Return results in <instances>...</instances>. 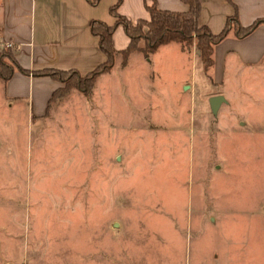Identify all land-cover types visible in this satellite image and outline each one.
<instances>
[{
	"label": "rangeland",
	"instance_id": "rangeland-1",
	"mask_svg": "<svg viewBox=\"0 0 264 264\" xmlns=\"http://www.w3.org/2000/svg\"><path fill=\"white\" fill-rule=\"evenodd\" d=\"M187 48L120 56L11 116L0 264H264V54L202 71Z\"/></svg>",
	"mask_w": 264,
	"mask_h": 264
},
{
	"label": "crops",
	"instance_id": "crops-1",
	"mask_svg": "<svg viewBox=\"0 0 264 264\" xmlns=\"http://www.w3.org/2000/svg\"><path fill=\"white\" fill-rule=\"evenodd\" d=\"M152 1L160 10H187V5L180 0H121L116 12L131 22L147 20L145 6ZM114 2L98 0L92 5L88 0H0V46L5 47V43H10L11 46L5 48L12 52L15 61L23 69H72L83 76L105 60L97 48V38L89 31V22L99 20L112 25L114 18L108 9ZM198 4L197 22L212 33L221 30L234 8L242 26L264 18V0H198ZM173 43L176 46H171ZM111 44L115 54L110 72L120 62L119 51L128 44L121 26L114 28ZM164 46L174 49L178 54L189 53L187 46L176 42L160 45L154 52ZM154 52L149 53L148 57ZM195 53L199 58L198 53ZM233 53L244 55L246 60L241 59L247 64L260 58L264 54V24L258 25L242 38L228 33L214 45L210 69L217 67L221 55ZM135 54L144 57L141 52L133 51L127 55L125 66L128 65L129 57ZM201 67L203 71L202 63ZM103 75L101 73L99 77ZM59 86L60 82L47 76L32 77L20 72H14L7 81L0 79V129L9 126L12 115L15 117L21 113L30 120L43 116L51 94Z\"/></svg>",
	"mask_w": 264,
	"mask_h": 264
},
{
	"label": "trees",
	"instance_id": "trees-1",
	"mask_svg": "<svg viewBox=\"0 0 264 264\" xmlns=\"http://www.w3.org/2000/svg\"><path fill=\"white\" fill-rule=\"evenodd\" d=\"M88 1L94 5L98 0ZM120 1L115 0L108 9V13L114 18L112 25H106L99 20L89 22V31L97 38V48L104 55L105 60L85 75L81 76L72 69L44 68L32 71L23 69L15 61L12 52L4 46H0V79L7 81L14 72H20L32 77L47 76L67 87H76L85 91L91 87L97 75L109 71L112 67L115 50L111 44V34L117 26H121L128 38L127 46L119 51L124 59L133 51H139L146 56L154 52L160 45L176 42L185 46L193 45L203 68L207 70L213 63L214 45L223 40L228 33L231 32L236 38H242L249 35L258 25L264 24V18H258L249 25H240L237 12L233 7V14L225 19L221 30L212 33L206 26L197 22L198 0H180L187 5V10L184 12L160 10L152 1L150 5L145 6L148 19H137L131 22L116 12Z\"/></svg>",
	"mask_w": 264,
	"mask_h": 264
},
{
	"label": "water",
	"instance_id": "water-1",
	"mask_svg": "<svg viewBox=\"0 0 264 264\" xmlns=\"http://www.w3.org/2000/svg\"><path fill=\"white\" fill-rule=\"evenodd\" d=\"M186 87V86H185ZM224 99L222 96L220 95H217V96H213V97H210L208 99V105H209V108L212 112H215V110L217 109L218 105L220 104V102H222Z\"/></svg>",
	"mask_w": 264,
	"mask_h": 264
},
{
	"label": "built area",
	"instance_id": "built-area-1",
	"mask_svg": "<svg viewBox=\"0 0 264 264\" xmlns=\"http://www.w3.org/2000/svg\"><path fill=\"white\" fill-rule=\"evenodd\" d=\"M11 44L10 43H5V47H10Z\"/></svg>",
	"mask_w": 264,
	"mask_h": 264
}]
</instances>
